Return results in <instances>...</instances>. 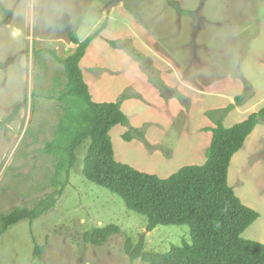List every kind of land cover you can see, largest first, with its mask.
I'll return each mask as SVG.
<instances>
[{"label":"rangeland","instance_id":"obj_1","mask_svg":"<svg viewBox=\"0 0 264 264\" xmlns=\"http://www.w3.org/2000/svg\"><path fill=\"white\" fill-rule=\"evenodd\" d=\"M99 31L81 68L93 100L121 103L129 118L111 131L121 163L170 178L207 162L219 122L230 128L264 109V0H0V214L57 190L59 158L45 148L68 76L53 53L66 59L78 48L72 35ZM90 145L57 206L0 236V264H149L132 263L126 243L143 241L147 253L192 243L186 225L149 232L146 216L88 181ZM229 184L260 214L243 238L264 244V118L232 159ZM110 226L119 232L102 246L85 241Z\"/></svg>","mask_w":264,"mask_h":264},{"label":"trees","instance_id":"obj_2","mask_svg":"<svg viewBox=\"0 0 264 264\" xmlns=\"http://www.w3.org/2000/svg\"><path fill=\"white\" fill-rule=\"evenodd\" d=\"M106 26L105 23L102 29ZM101 32L83 42L72 35L78 48L66 59L53 53L68 76L66 89L60 95L64 115L55 141L45 148L59 158L54 178L57 190L33 209L19 208L0 214V236L19 222H34L57 206L77 165L78 149L91 141L84 167L88 181L121 197L129 210L146 216L149 232L159 226L190 228L192 243L173 245L166 253H147L143 251V241L136 247L128 241L125 251L132 263L142 259L149 264H264V244L243 238L260 214L246 206L229 184L232 159L264 118V109L230 128L219 122L212 130L207 162L186 166L170 178L121 163L115 156L111 131L118 125L128 126L129 118L121 103L93 100L81 68L88 48ZM125 138L131 140L130 132ZM118 232L116 226L97 228L85 235V241L102 246ZM40 250L37 246V255Z\"/></svg>","mask_w":264,"mask_h":264}]
</instances>
